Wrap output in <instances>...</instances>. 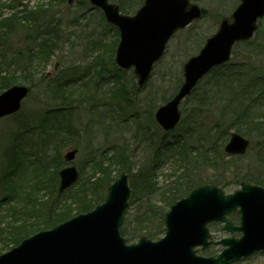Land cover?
<instances>
[{
	"label": "rangeland",
	"instance_id": "obj_1",
	"mask_svg": "<svg viewBox=\"0 0 264 264\" xmlns=\"http://www.w3.org/2000/svg\"><path fill=\"white\" fill-rule=\"evenodd\" d=\"M64 1V3H54L52 0L51 9L47 12L46 19H43V21L59 20L60 23H57L62 35L58 50L52 55L51 61L44 70V75L49 72L48 76L42 77L41 74L36 73L31 93L24 100L21 110L16 115L0 118V164L4 150L12 144H18L21 159H25V163L21 165L30 167H36V154L50 157L52 153L59 152L63 159L68 149L76 147L78 154L73 164L84 176L89 177L95 161L102 158L107 160L112 153L124 150L128 160L140 161L148 168H152L158 159L160 165L156 171L157 182L161 186L170 188L178 174L183 173V168H179L173 162L176 153L167 152L162 147L165 139L173 142L174 139L182 137L187 145L189 144L188 152L190 153H192L190 151L192 145L199 144L198 148H209L214 142L217 144L223 142L224 151L230 133L241 130L239 128L242 122L234 120L236 115L233 110L237 106L232 108L229 104L235 105L234 99H242L244 89L247 98H243L255 105L253 114L255 110V116L262 113L264 98L260 97V88H250L248 83L251 81L249 78L253 73L251 69L254 65L257 68L255 72H264V50L257 48V54L253 53V56L248 58L247 46L239 44L234 47L229 62L233 67L240 68L239 77L243 79L242 81L234 83L232 80H225L232 89L228 87L218 90L214 88L216 83L213 74L210 73L181 103L182 117L176 128L166 132L155 119V112L159 106L167 102L183 83L184 63L200 51L206 39L218 30L222 19H231V14L240 0H193L202 7L204 15L185 29L179 30L171 38L164 56L156 63L150 79L143 86L137 84L133 68L123 70L115 64V52L119 41L118 29L108 24L101 11L93 7L89 0H72L70 3L68 0ZM114 1L122 2V5L129 8V12L124 11L129 14L134 13L143 3V0ZM48 2L49 0H25L23 4H27L28 8L33 10L43 3L47 7ZM4 12L9 14L7 9H4ZM16 38L19 41L15 42L13 47L17 48L16 44L21 47L23 36L21 38V35H16ZM252 39L260 42L259 46H264V17L259 20L258 29ZM248 47L252 46L248 45ZM242 64H247V74L242 70ZM18 78L20 81L17 84L30 86L24 77L18 75ZM56 78L66 79L61 82V80H55ZM225 81L220 80L217 85ZM120 85L125 87L124 96L121 92L115 93ZM83 91L87 94H83ZM164 98L169 99L163 101ZM57 108L62 109V113H67L71 119L66 118V115L61 118L62 124L66 123L63 128L59 127L61 120L55 123V134H62V136L68 134L63 140H66L68 136L69 138L66 141L68 143L66 147L54 150L51 136L46 133V128H52L53 125L46 114L52 115ZM260 121L262 123L253 128L244 123L245 121L243 122V130L247 131V134L243 135L250 140V147L244 155L233 159L226 153L227 164L225 163L224 166L217 168L202 164L191 174L188 172L189 176L195 175L194 178L199 184H205L211 183L215 177L234 180L242 174L263 175L264 160L259 159V155L264 154V120ZM67 122L73 123L72 134H69L70 125L67 126ZM165 135L168 137H164ZM149 144L153 145L149 146ZM169 153L172 156H169ZM32 159L35 163L29 164ZM92 159L94 163L91 162ZM65 165L66 163H62L60 167ZM118 169L119 167L113 166L110 170V176L114 180L120 175ZM54 170L55 165L52 164L51 159L50 165L45 168L39 167L37 173L38 176L51 180L55 175ZM22 171L21 168L19 173ZM131 181L129 174V183L132 188ZM59 182L58 171V183L53 194L58 195L64 202L67 195L65 192L58 193ZM239 188L240 184H234L231 188L222 189L226 193H231ZM26 193L27 191L19 190L17 194L19 199H16V202L11 201L12 212L6 211L4 217L0 218V230L2 228L6 232L4 225L9 222L14 223V220H8L7 215L12 214L11 216L16 220L18 218L27 220L28 217L22 215L26 207L23 195ZM141 195L142 193L136 192L135 200L130 203L121 228L123 225L128 230H133L135 223L139 220L146 221L150 217L151 221L145 222L148 223L146 228L161 232L163 228L161 214L163 212L166 214L170 205L167 206L161 202L158 193L154 192L151 194L154 207L147 210L144 202L136 200ZM5 196L12 195L9 190L0 187V202ZM6 208L7 205L3 204V207L0 205V211L4 212ZM234 216L237 218L234 219ZM230 217L238 223L237 212L232 213ZM222 226V223L209 224L215 240H221L230 235ZM160 235L163 236L164 233ZM137 241L138 238L129 242ZM5 246L4 236L0 235V255L13 247L4 250ZM222 248L220 244H213L205 250L198 247V250L202 255L214 256ZM233 264H264V251H256Z\"/></svg>",
	"mask_w": 264,
	"mask_h": 264
},
{
	"label": "water",
	"instance_id": "obj_2",
	"mask_svg": "<svg viewBox=\"0 0 264 264\" xmlns=\"http://www.w3.org/2000/svg\"><path fill=\"white\" fill-rule=\"evenodd\" d=\"M90 1L119 28L115 61L123 69L133 66L140 86L149 80L171 37L202 16L201 7L190 0H145L134 15L122 14L109 0ZM262 17L264 0H241L232 13L233 20L223 19L199 53L184 63L183 84L155 113L164 130L179 123L180 104L206 74L230 60L237 42L254 36ZM29 92L28 86L14 85L0 93V118L19 111ZM249 144L246 137L232 132L225 151L243 155ZM76 154L77 149H73L64 157L71 162ZM59 175V194L79 179L75 165L62 168ZM131 191L129 176L122 172L109 186L102 203L25 238L0 255V264H231L255 251H264V187L260 185L244 183L228 194L215 185L198 186L171 206L163 238L153 241L144 236L136 244H127L120 232ZM236 210L240 214L238 225L228 217ZM214 221L223 222L224 230L242 235L213 240L208 224ZM211 244L224 248L217 256L197 254V246L206 249Z\"/></svg>",
	"mask_w": 264,
	"mask_h": 264
},
{
	"label": "trees",
	"instance_id": "obj_3",
	"mask_svg": "<svg viewBox=\"0 0 264 264\" xmlns=\"http://www.w3.org/2000/svg\"><path fill=\"white\" fill-rule=\"evenodd\" d=\"M24 1L25 0H0V93L10 86L17 84L20 81L18 80V75L24 77L30 87H32L35 82L34 75L36 73L41 74L42 77H47V73L44 75V70L51 61L52 55L58 50L62 39V35L58 28V23H60L59 20L43 21V19H46L45 16L47 15V12L51 9L52 0H49L47 7L43 3L33 10L29 9L27 4H23ZM55 2L64 3L65 1L54 0V3ZM118 3L121 6L122 11H130L129 8H126L121 4L122 2ZM4 9H7L9 14H5ZM16 35H21V38L23 36V45L18 47L16 44L17 48L13 47L15 42L19 41L16 38ZM239 44L247 46L246 50L249 54L248 58H251L253 53L257 54V48L261 51L264 50V46H259L260 42L253 39ZM248 45L252 47L249 48ZM242 66V70L247 74V64H242ZM239 69L240 68L233 67L230 62L213 69L210 73L213 74L216 83L214 88L221 90L229 87V89H232V86L227 84L226 81L232 80L234 83L242 81L243 79L239 77ZM256 70V65H254L251 69L253 73L249 78L251 81L248 83V86L250 88H260V97L264 98V72H255ZM57 79L58 78L55 80ZM65 79L66 78H61L58 80L63 82ZM220 80L226 81L221 85H217L220 83ZM124 90L125 87L120 85L117 87L115 93L121 92L124 96ZM244 91L246 90H243L242 99H234L235 105L229 104V106L232 108L237 106L236 109L233 110L236 115L234 120L236 122H242L241 128H239L241 130H239V132L246 135L247 131L243 130V122L245 121L244 123L248 124L250 128L261 124L262 122L260 120H264V108L262 109L261 114L255 116L256 110L253 114L255 105L253 102L246 99L247 97L245 95H247V93L244 94ZM82 93L87 94L86 91H83ZM168 99L164 98L163 101H167ZM242 105L243 107H240ZM64 115H66V118L69 117V119H71L67 113H62V109L59 108L53 111L52 115L49 113L46 114L51 125H53L52 128H46V133L51 136V144L54 143V150H58L60 147H66V145H68L66 141L69 136L66 140H63L68 134L66 136L55 134V123L61 120ZM69 122H67V126L70 125V129L68 130L70 132L69 134H72L73 123ZM65 125L66 123L62 124L61 120L59 127L63 128ZM164 137L168 136L165 135ZM218 144L214 142L209 148H198L199 144L192 145L190 148L192 153H190L188 152L189 144L187 145L186 140L182 137L174 139L173 142L165 139L162 143V147L165 148L167 152L173 151L176 153V156L173 155V158H175L173 162L177 164L179 168H183V173L178 174L179 176L175 178L170 188H166L164 185L163 187L157 182L156 171H158L157 168L160 165L158 159L156 160V163L153 164L152 168H148L147 165L144 163L142 164L140 161L128 160L124 155V150H118L112 153L107 160L102 158L94 163V159H92L91 162L94 163L92 165V174L89 177H86L80 171L81 177L79 181L65 192L67 197L64 202L59 199L58 195L53 194L54 190L56 191V185L58 183V171L61 168V164L65 163L62 159V154L59 152L52 153L50 157H47L48 155L44 157L41 154H36L35 158L37 162L35 166L37 168L30 167L29 165L22 166L21 164L25 163V159H21L18 144H12L4 150L0 164V187L9 190L12 195L11 197L5 196L1 198L0 205L3 207V204H5L7 205V208L4 212L0 211V218L4 217L3 215L7 213L6 211L10 213L12 212L10 207L13 203L11 201L14 200L16 202V199H19V197H17L19 190L27 191V193L23 195L25 196L24 201L26 202V207L22 215H25V217L28 218L27 220L22 218L16 220L15 217L11 216L12 214L7 215L8 220H14V223L11 224L9 222L4 225L6 232L2 230V228L0 230V235L4 236V243H6V248H4V250L19 244L24 238L37 231L51 228L78 213L91 210L97 204L102 202L106 197L108 187L114 181L110 176V170L113 166L119 167L118 170L120 172L125 170L131 175L133 198H131L130 203L135 200L136 192L137 194L142 193V195L138 196L136 200H141L144 202L145 206H147V210H151L154 207V199L151 194L157 192L161 202H164L167 206L171 205L182 196L188 194L195 186L199 185V182H197L198 180L194 178L195 175H191L190 177L188 172L191 174L195 168L202 164L204 166L217 168L224 166L225 163L227 164L226 156L228 155L223 151V142ZM152 145L153 144H149V146ZM37 152L39 153V151ZM158 154L159 151L157 156ZM168 155L172 156L170 153ZM229 157L234 159L237 156ZM51 159L52 164L55 165V175L53 174L54 176H52V179L50 180L46 177L38 176L37 169L39 167L45 168L49 166ZM259 159L264 160V154L259 155ZM33 163H35L33 162V159L30 160L29 164ZM21 168L23 171L19 173ZM31 175L33 176L30 178ZM243 182L264 185V173L263 175L255 176L242 174L234 180H225L220 177H215L211 181V183L217 184L224 189L231 188L234 184H241ZM33 193H35V195L32 196ZM13 214H15V212ZM164 215L165 213L163 212L161 214L163 225L161 232L146 228L148 223L145 222L151 221V218L148 217V220L146 221L139 220V222L135 223L133 230H128L122 225L121 233L126 236L129 241L136 240L145 234L153 239L160 238V234H163L165 231ZM235 218L237 217L234 216V219ZM16 223L19 224L17 225Z\"/></svg>",
	"mask_w": 264,
	"mask_h": 264
},
{
	"label": "bare ground",
	"instance_id": "obj_4",
	"mask_svg": "<svg viewBox=\"0 0 264 264\" xmlns=\"http://www.w3.org/2000/svg\"><path fill=\"white\" fill-rule=\"evenodd\" d=\"M191 2H192V3H195L193 0H192ZM228 20H229V21H232V20H233V18H232V14H231V19L229 18ZM257 29H258V27H257ZM257 29H256V31H257ZM256 31H255V33H256ZM172 37H173V36H172ZM168 42H169V41H168ZM22 106H23V103H22ZM22 106H21V107H22Z\"/></svg>",
	"mask_w": 264,
	"mask_h": 264
}]
</instances>
